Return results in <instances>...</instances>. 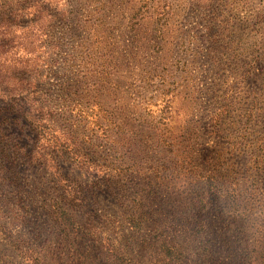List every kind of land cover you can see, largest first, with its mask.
<instances>
[{"label":"rangeland","instance_id":"374dc122","mask_svg":"<svg viewBox=\"0 0 264 264\" xmlns=\"http://www.w3.org/2000/svg\"><path fill=\"white\" fill-rule=\"evenodd\" d=\"M34 1L0 60V264H264V0Z\"/></svg>","mask_w":264,"mask_h":264},{"label":"trees","instance_id":"16d2710c","mask_svg":"<svg viewBox=\"0 0 264 264\" xmlns=\"http://www.w3.org/2000/svg\"><path fill=\"white\" fill-rule=\"evenodd\" d=\"M34 3V0H0V60L4 59L6 61V59L3 58L4 55L6 54L7 58V55L11 51H14L16 46H19V43L15 40L16 31L18 29H20L22 33L26 31L27 27L22 25V20L25 17H30L31 15L35 16L37 14L35 11H31ZM1 66L0 63V76H2L1 70L3 69ZM4 82L5 81L0 77V88L4 92L12 93L13 91H10L7 83L4 85L5 87H3V84H5ZM57 214L59 220L66 228H77L73 216L67 210L63 209L58 211ZM162 246L166 254L173 255V251L167 243H163Z\"/></svg>","mask_w":264,"mask_h":264}]
</instances>
